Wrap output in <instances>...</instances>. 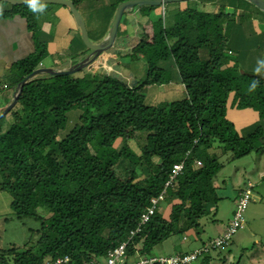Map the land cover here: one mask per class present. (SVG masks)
<instances>
[{
	"label": "trees",
	"instance_id": "obj_1",
	"mask_svg": "<svg viewBox=\"0 0 264 264\" xmlns=\"http://www.w3.org/2000/svg\"><path fill=\"white\" fill-rule=\"evenodd\" d=\"M71 1L78 8L99 0ZM123 1L114 0L111 13ZM241 1L221 2L217 10L178 6L171 23L161 16L150 20L151 34L143 33L125 54L144 61L145 73L135 84L114 72H85L39 74L23 85L7 113L9 120L7 114L0 118V190L10 194L18 219L33 218L40 227L34 243L30 239L22 246L0 247V264H42L64 256L73 264H89L103 261L123 242L124 260L132 263L208 245L213 238L174 255L154 253L173 235L187 240L190 231L199 233L201 219L217 214V204L225 197L222 190L232 179L220 175L251 153L264 151L261 123L242 133L226 116L230 105L250 108L264 121V75L243 69L231 55L237 52L229 44L234 27L259 10ZM42 4L46 9L55 6ZM227 6L233 11H225ZM152 7L136 6L133 11L148 18ZM40 14L25 3L0 14L23 17L33 36L34 51L11 65L5 87L12 90L48 55L47 43L39 39ZM76 35L74 59L89 51L79 30ZM174 73L184 89L181 97L156 104V90L143 93L149 86L168 85ZM253 81L257 87L249 92ZM71 111H79L77 121L60 137ZM129 134L142 140L138 151L130 146ZM178 163H183L182 172L166 186ZM251 187L246 179L235 187L236 209L242 192L250 193ZM161 194L153 213L141 222V214ZM162 201L169 206L167 215ZM230 241L202 251L191 264L224 261L217 250Z\"/></svg>",
	"mask_w": 264,
	"mask_h": 264
},
{
	"label": "rangeland",
	"instance_id": "obj_2",
	"mask_svg": "<svg viewBox=\"0 0 264 264\" xmlns=\"http://www.w3.org/2000/svg\"><path fill=\"white\" fill-rule=\"evenodd\" d=\"M238 1L241 0H232L233 3H231L235 5ZM98 2L103 3L105 1L99 0ZM221 2L223 4H226L228 0H214V2L213 0H188L166 3L164 5H151L153 6L152 12L150 14V17L148 18L143 17L140 14V11L137 9H135V11L133 12H130L129 14L124 13L119 24L120 31L117 33V38L114 44L115 47L113 46L111 49L103 52L101 56L92 63L91 68H83L74 74L82 75L85 72H114L121 78L126 80V82L128 83L133 81L134 76H136V80L140 79L145 73L144 61L140 59L132 60L129 55L125 54L129 52L131 47L135 45L140 37L143 36V33L147 35L151 34L152 27L150 24V20L161 16L166 19V21H172V15L178 8V6L197 7L198 9L203 10H217ZM241 2H243V0ZM116 8L117 6L112 13L113 18ZM224 9L228 12L233 11L232 6H227ZM255 10L257 13L254 16L258 14V16L264 17V15L260 13L259 10ZM238 12L239 10H237V13ZM166 24H168V22H166ZM246 24L247 23H245V28L247 26ZM256 26L257 25L254 24L255 28H257ZM236 28L237 33H235V35L233 36L232 31L231 36L232 39L235 38V36H238L239 38L237 39V42H234L237 43L238 47L243 46L242 43L244 42L245 46L249 47L250 42L247 40L244 41L245 35L241 33L242 27H239V25L237 24ZM255 31L257 32V34H259V37L264 36V33L262 31ZM88 37L89 40L94 43L98 40V38L96 36H93L92 33H89ZM65 49L66 51L62 52V54L55 55L57 57L61 56V58L64 57L62 58L63 60L66 59V53L69 51V48ZM238 52L240 53L239 56L237 52L231 53V55L237 57L238 64L244 69V65L242 64L245 63L244 56L246 54V51L244 52L239 49ZM201 55L202 58L205 59L207 57V51L205 49H202ZM241 57H243L242 60ZM81 58H83V56H78L74 59V61L76 62V60H79ZM47 61L51 62V59L47 58ZM47 61H45V63H48ZM261 61H264L263 56L256 57V55H252L251 62L249 63L250 65H248V67L245 69L255 72L254 70L256 68H259L260 74L264 75V63H260ZM166 64L167 63H165V65ZM173 78V84L170 85H172L173 89L175 90H172V93H166L165 86H169V84L149 86L145 88L143 93L148 94L149 91L152 92L153 90H156L155 98L153 100V103L156 104L163 100L170 101L173 99H177L183 95L184 89L180 81L178 80V76H176L175 73L173 74ZM8 94H11V89L8 90ZM9 95L7 96L10 97ZM78 115L79 111H71L68 113L67 126L65 130L60 132V137L64 136L67 131L73 126V124L77 121ZM226 116L235 124L236 129L242 133L250 131L251 128L254 127L257 123H261L264 126V121L258 120L255 111L250 108L238 109L229 105L226 111ZM9 118L10 114H7L5 120L8 121ZM141 141L142 140L140 138H133V136L131 135L129 144L135 151H138V143H140ZM118 144L119 140L115 142V145ZM242 166L245 173L244 178L252 184L249 193V201L244 211V227L239 229L233 235L230 243L227 246L217 250L222 256H224L225 260L221 261L214 259L210 261V264H264V151H262L261 153H251L247 158H244L241 161L237 162L236 165L227 167L225 169V173L221 174L220 176L227 178L231 177L232 179H228L226 181L224 187L225 189L222 190L225 197L222 198L217 204V214H209L202 218L200 221L201 227L199 229V233H197L196 231H190L188 235H186L187 240H184L181 235H173L169 239L159 244L154 249V253L156 255L170 256L176 254L181 250H193L194 248H198L199 246H201L202 241H207L209 238H215L218 235L219 230H221L220 228L224 225L226 226L228 222L233 218V213L236 209V197L238 196V191L235 190V187H237V185H240L242 181H245V179L242 178V175H244V173H242ZM244 188L245 187L243 186V189ZM10 203V194L7 191L0 190V247L5 248L12 244L22 246L30 239L34 243L38 238L36 230L40 227V221H37L30 217H26L21 220L18 219L11 209ZM160 204L164 208V215H167L169 211L167 202L162 201L160 202ZM217 251L214 250L212 251V253H215Z\"/></svg>",
	"mask_w": 264,
	"mask_h": 264
},
{
	"label": "crops",
	"instance_id": "obj_3",
	"mask_svg": "<svg viewBox=\"0 0 264 264\" xmlns=\"http://www.w3.org/2000/svg\"><path fill=\"white\" fill-rule=\"evenodd\" d=\"M105 2H86L78 6V11L84 19L87 33H92L93 36L98 38L99 42L108 34V30L112 24L113 15L111 13L110 4L114 0H103ZM108 3H107V2ZM214 2V0H213ZM43 3V2H41ZM52 4V3H51ZM10 4L5 0H0V9L5 10L10 7ZM130 12H133L130 11ZM128 12V14L130 13ZM239 24L242 27V34L245 35L246 40H252V43L245 46L237 45L238 36L230 41L231 48L237 51L238 56L239 49L246 51L244 56V69L250 65L252 55L264 57V36L259 37V34L255 30L262 31L264 33V17L258 16V14L252 18ZM169 23L171 21L169 20ZM245 23H247L245 28ZM254 24L257 25L255 28ZM38 25L40 27L39 39L47 43L48 55L42 61L39 67H52V68H67V66L73 64L74 58L71 55L72 48L78 45L77 32L79 27L77 26L73 15L69 11L68 7L61 4H55L50 9H44L38 17ZM237 26L234 27L232 35L237 33ZM80 34V30H79ZM235 41V42H234ZM73 46V47H72ZM115 47V45H114ZM247 49H246V48ZM69 51L66 53V59H62L61 56L57 57L55 54H62L66 49ZM34 51L33 36L31 31L27 28L26 20L19 16L14 15L10 18L0 17V111L11 101L13 90L11 94H8L10 88L5 87L7 83V76L10 73L11 65L19 59H22ZM255 52V53H254ZM233 53V52H232ZM47 58L51 59V62L47 61ZM58 58V59H57ZM243 57H241L242 60ZM80 60V59H79ZM79 60H76L79 61ZM47 61L48 63H45ZM243 62V61H242ZM59 64V65H58ZM91 68V67H90ZM243 68V67H242ZM174 79V78H173ZM172 79V82H173ZM169 83V86H165L166 93H172L173 84ZM165 92V91H164ZM163 92V93H164ZM5 94V95H4ZM9 95L10 97H8ZM242 173L244 168L242 166ZM245 174V173H244ZM224 194V193H223ZM225 225L221 227L222 230ZM219 230V232L221 231Z\"/></svg>",
	"mask_w": 264,
	"mask_h": 264
},
{
	"label": "water",
	"instance_id": "obj_4",
	"mask_svg": "<svg viewBox=\"0 0 264 264\" xmlns=\"http://www.w3.org/2000/svg\"><path fill=\"white\" fill-rule=\"evenodd\" d=\"M6 2L17 5L24 3L23 0H5ZM188 0H125L117 5L112 24L108 30V34L99 42H91L85 27V22L78 9L74 6L71 0H40L43 3L61 4L69 8L73 18L79 27L80 36L84 45L89 49L88 53L83 56L79 61L67 66V68L59 69L52 67H38L30 74L21 80L12 93L11 101L0 111V118L6 115L16 105L18 98L21 94L23 85L31 78L39 74L61 75V74H74L83 68H90L92 63L101 56V54L111 49L116 41L119 24L124 13L132 11L136 6L143 5H164L166 3L181 2ZM257 7L264 14V0H247ZM137 82L133 79V84Z\"/></svg>",
	"mask_w": 264,
	"mask_h": 264
},
{
	"label": "built area",
	"instance_id": "obj_5",
	"mask_svg": "<svg viewBox=\"0 0 264 264\" xmlns=\"http://www.w3.org/2000/svg\"><path fill=\"white\" fill-rule=\"evenodd\" d=\"M200 164L199 162H197ZM183 170V163L174 164L171 170V175L169 176V180L166 182V186L171 184L174 180V177L180 174ZM163 195H159L157 199L152 200V206L147 209L146 213L141 214V222H145L148 219V216L153 213L155 206L158 204V201L161 200ZM249 201V190L242 192L238 204L237 209L234 213L233 218L229 222L228 227L224 231H222L215 238L210 240L207 246L202 249H194L193 251H189L183 255H174L170 257H152L149 259H138L136 262H126L124 260L125 256V247L126 242L121 243L113 250L109 251L107 257L103 261H93L89 264H155V262H159V264H191L201 253L202 251H207L209 248H218L227 244L233 235L241 228L244 227L245 218L244 211L247 207V203ZM42 264H73L70 263V260L67 256L58 257L53 261H45Z\"/></svg>",
	"mask_w": 264,
	"mask_h": 264
},
{
	"label": "clouds",
	"instance_id": "obj_6",
	"mask_svg": "<svg viewBox=\"0 0 264 264\" xmlns=\"http://www.w3.org/2000/svg\"><path fill=\"white\" fill-rule=\"evenodd\" d=\"M23 2L27 5L28 9L33 13L42 12L45 9V5L40 2V0H23ZM0 14H2V9H0ZM260 63H264L261 61ZM255 73L260 74V69L256 68ZM258 81H253L249 88V92H252L256 89Z\"/></svg>",
	"mask_w": 264,
	"mask_h": 264
}]
</instances>
